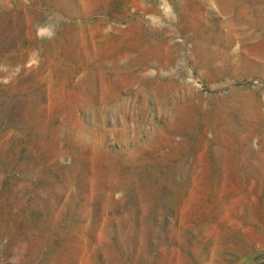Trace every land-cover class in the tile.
Instances as JSON below:
<instances>
[{
  "label": "rangeland",
  "instance_id": "rangeland-1",
  "mask_svg": "<svg viewBox=\"0 0 264 264\" xmlns=\"http://www.w3.org/2000/svg\"><path fill=\"white\" fill-rule=\"evenodd\" d=\"M0 264H264V0H0Z\"/></svg>",
  "mask_w": 264,
  "mask_h": 264
}]
</instances>
